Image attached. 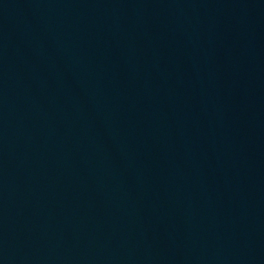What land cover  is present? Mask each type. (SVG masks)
I'll return each mask as SVG.
<instances>
[{"label":"water","instance_id":"1","mask_svg":"<svg viewBox=\"0 0 264 264\" xmlns=\"http://www.w3.org/2000/svg\"><path fill=\"white\" fill-rule=\"evenodd\" d=\"M134 264H264V0H0Z\"/></svg>","mask_w":264,"mask_h":264}]
</instances>
